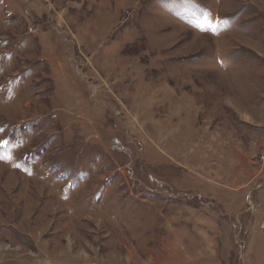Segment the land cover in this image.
<instances>
[{
  "label": "rangeland",
  "instance_id": "obj_1",
  "mask_svg": "<svg viewBox=\"0 0 264 264\" xmlns=\"http://www.w3.org/2000/svg\"><path fill=\"white\" fill-rule=\"evenodd\" d=\"M2 141L0 264H264V0H0Z\"/></svg>",
  "mask_w": 264,
  "mask_h": 264
},
{
  "label": "snow or ice",
  "instance_id": "obj_2",
  "mask_svg": "<svg viewBox=\"0 0 264 264\" xmlns=\"http://www.w3.org/2000/svg\"><path fill=\"white\" fill-rule=\"evenodd\" d=\"M7 145V141H2V142H0V147H4V146H6Z\"/></svg>",
  "mask_w": 264,
  "mask_h": 264
},
{
  "label": "bare ground",
  "instance_id": "obj_3",
  "mask_svg": "<svg viewBox=\"0 0 264 264\" xmlns=\"http://www.w3.org/2000/svg\"><path fill=\"white\" fill-rule=\"evenodd\" d=\"M198 16H200V15H198Z\"/></svg>",
  "mask_w": 264,
  "mask_h": 264
}]
</instances>
